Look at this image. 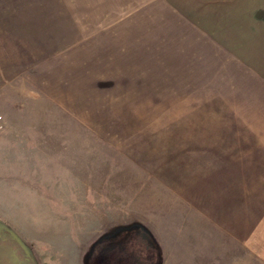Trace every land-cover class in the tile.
<instances>
[{"label": "rangeland", "instance_id": "obj_1", "mask_svg": "<svg viewBox=\"0 0 264 264\" xmlns=\"http://www.w3.org/2000/svg\"><path fill=\"white\" fill-rule=\"evenodd\" d=\"M237 174L264 190V0H0V227L37 264Z\"/></svg>", "mask_w": 264, "mask_h": 264}, {"label": "crops", "instance_id": "obj_2", "mask_svg": "<svg viewBox=\"0 0 264 264\" xmlns=\"http://www.w3.org/2000/svg\"><path fill=\"white\" fill-rule=\"evenodd\" d=\"M223 179L177 193L172 207H158L153 225L140 219L149 234L139 226L105 230L99 221H71L67 227L80 236L77 264H86V253L97 240L90 264H103L108 250L114 251L116 264H264V190L253 181L245 183L241 174ZM63 207L80 212L83 205ZM124 229L130 230L123 234Z\"/></svg>", "mask_w": 264, "mask_h": 264}, {"label": "flooded vegetation", "instance_id": "obj_3", "mask_svg": "<svg viewBox=\"0 0 264 264\" xmlns=\"http://www.w3.org/2000/svg\"><path fill=\"white\" fill-rule=\"evenodd\" d=\"M0 264H37L28 247L5 227H0Z\"/></svg>", "mask_w": 264, "mask_h": 264}, {"label": "trees", "instance_id": "obj_4", "mask_svg": "<svg viewBox=\"0 0 264 264\" xmlns=\"http://www.w3.org/2000/svg\"><path fill=\"white\" fill-rule=\"evenodd\" d=\"M128 230H130V229H124V230L122 231L123 234L126 233ZM142 230H143V233H146V232H147V230H145L144 228H142ZM147 234H149V233L147 232ZM149 238H150L151 241L154 242V240L152 239L151 235H149ZM154 244H155V242H154ZM156 246H157V248L159 249L158 245H156Z\"/></svg>", "mask_w": 264, "mask_h": 264}, {"label": "water", "instance_id": "obj_5", "mask_svg": "<svg viewBox=\"0 0 264 264\" xmlns=\"http://www.w3.org/2000/svg\"><path fill=\"white\" fill-rule=\"evenodd\" d=\"M14 235L23 243L24 245V242L16 235V233H14Z\"/></svg>", "mask_w": 264, "mask_h": 264}]
</instances>
